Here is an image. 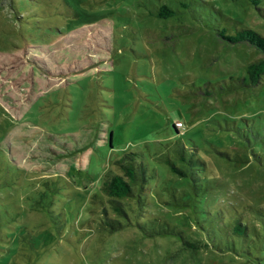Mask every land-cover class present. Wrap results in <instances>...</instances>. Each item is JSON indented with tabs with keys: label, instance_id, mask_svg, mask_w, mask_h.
<instances>
[{
	"label": "rangeland",
	"instance_id": "obj_1",
	"mask_svg": "<svg viewBox=\"0 0 264 264\" xmlns=\"http://www.w3.org/2000/svg\"><path fill=\"white\" fill-rule=\"evenodd\" d=\"M240 27L264 36V13L246 0H0V152L14 169L0 264H264V74H246L262 54L218 35ZM180 149L210 179L189 207L160 201L188 190L156 158ZM127 152L157 174L150 211L205 248L99 228L103 176Z\"/></svg>",
	"mask_w": 264,
	"mask_h": 264
},
{
	"label": "trees",
	"instance_id": "obj_2",
	"mask_svg": "<svg viewBox=\"0 0 264 264\" xmlns=\"http://www.w3.org/2000/svg\"><path fill=\"white\" fill-rule=\"evenodd\" d=\"M246 2L254 6L258 12L264 13V6H260V0H246ZM171 13V9L163 6L158 12V16H169ZM218 35L230 44L246 43L262 54V58L258 62L250 63L246 67L250 84L252 86L256 85L260 76L264 74V36L250 28L242 27L236 28L235 32L231 34L221 30L218 31ZM32 60L37 64L44 63V60L37 57H33ZM44 70L51 73L47 67H44ZM173 127L178 132V127L176 125H173ZM168 153L156 158L167 165L175 176L187 180L188 190L173 186L165 187L164 191L169 199L160 200L158 192L152 188L151 184L157 175L155 169L151 170L148 167L141 152L124 153L115 161L119 173L110 172L103 176L100 191L107 198V205L103 208V217L100 219L98 226L101 230L107 232L118 231L126 226H135L145 237L173 236L178 238L184 247L189 250L203 249L207 246V243L184 236L170 222L150 211L154 198L157 201L189 207L192 200H196L204 193V184L210 181L206 169L197 157L194 158L191 154L187 156L181 149L173 151L175 155L173 158ZM10 158L11 150L0 152V187L9 186L11 183L9 179L13 178V161ZM236 162L244 163L246 160L238 159ZM7 182L9 184H6ZM5 204L6 201H0V228L3 225V219H5L2 215L3 211L5 212L7 209ZM226 217L237 220L236 224L230 225V222L228 223V227H230L228 232L233 236L244 237L247 225L240 222L246 220L243 219V215L237 214L236 217H232L227 213ZM219 218L223 217L219 216ZM222 220L224 221V219Z\"/></svg>",
	"mask_w": 264,
	"mask_h": 264
},
{
	"label": "built area",
	"instance_id": "obj_3",
	"mask_svg": "<svg viewBox=\"0 0 264 264\" xmlns=\"http://www.w3.org/2000/svg\"><path fill=\"white\" fill-rule=\"evenodd\" d=\"M181 125V123H179V126Z\"/></svg>",
	"mask_w": 264,
	"mask_h": 264
}]
</instances>
